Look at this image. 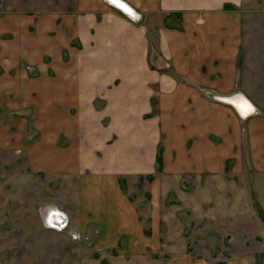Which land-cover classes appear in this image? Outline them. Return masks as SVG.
Returning a JSON list of instances; mask_svg holds the SVG:
<instances>
[{"label":"crops","instance_id":"crops-1","mask_svg":"<svg viewBox=\"0 0 264 264\" xmlns=\"http://www.w3.org/2000/svg\"><path fill=\"white\" fill-rule=\"evenodd\" d=\"M121 1L132 16L105 0L0 6V191L20 182L30 195L38 177L39 213L68 218L44 229L67 244H50L100 254L92 264H208L192 245L259 244L264 55L251 57L261 47L244 22L257 13L246 0Z\"/></svg>","mask_w":264,"mask_h":264},{"label":"rangeland","instance_id":"rangeland-1","mask_svg":"<svg viewBox=\"0 0 264 264\" xmlns=\"http://www.w3.org/2000/svg\"><path fill=\"white\" fill-rule=\"evenodd\" d=\"M105 1L110 2V0ZM246 1L247 2L243 4L241 11L246 12V15H249V13L252 12L257 13L258 15H245L246 17L244 19V22L250 25L251 23H255L253 31L251 29L250 31H247L254 37L255 35H258L252 40V42H254L253 44H255L256 46L261 47L259 52L254 50V54H252L251 57L258 56V53H262V55H264V19L261 18V11H264V0ZM75 5L76 0H0V6L5 7V9L8 6H12L17 10H30L31 13H34L33 11L38 12L39 10L46 9L60 12H71L75 8ZM123 12L131 15L130 13H127L124 10ZM172 20V24H174L176 22L175 17H172ZM34 36L32 35V38L36 39V35ZM3 37L6 39L10 36L9 34H7ZM63 55L64 59H66V52H64ZM249 58L250 56L248 55V52L240 53V69L245 68L248 66V64H250ZM262 65V67L264 68V58L262 59ZM33 67L30 69V72L32 74L37 71L36 68ZM75 111L76 109L72 108L70 110V113L74 114ZM17 162H19V164H22L21 157L18 158ZM14 174L16 176H21V178L23 175L27 174L28 177L30 175L26 172H15ZM37 178L36 180H34V183H32L33 191L30 193V195L27 196L23 195V187H21L20 182L19 184H17V182H15V184H13L14 182H11L12 185L10 184V187L3 186L1 188L0 264H92L89 261L90 257L94 256L97 258V260L100 259V254L97 255L98 253H93L92 256V253L87 254L86 251L83 250L81 247L79 252L71 250L70 247H62V251L60 250L58 253L55 252V246L53 244H50L49 240H52L51 243L63 242L64 246L67 243L64 242V240H59L58 237H56L57 240H55L53 236H48L44 232L45 227L41 220V212L39 213V206L37 202L40 194V184ZM143 178H145V176L140 178L139 181L136 180V182H134L133 184V187H128L129 185L125 184L126 182H124L123 180L122 188H124V190H126V192L128 193L129 190L136 191L138 188L141 187ZM28 179L30 180V178ZM26 191L30 190L26 189ZM134 195V192H130L131 197H133ZM145 196L147 198V193H145ZM35 204L36 209L32 210ZM255 207L256 211H258L259 208L257 207V205H255ZM258 215L261 216L260 218H262L261 220L264 223V213H259ZM259 226L261 227L259 222H256L252 227V233H254V238L256 241L260 242L259 244H253L252 246V244L248 242L246 247H243V245H240L238 247V244L236 243L234 247L237 249H232L227 241L225 242V246L222 245L220 239L218 241V245L208 244L207 246L200 245L197 247L195 245H192L190 247L191 253L204 256L208 264H232L231 259L235 258L236 260H238V264H264V224L262 225V229ZM44 240H47V242L43 243ZM242 240L245 241L246 236ZM77 244L80 246L83 243L78 242ZM96 263L97 262L95 261V264Z\"/></svg>","mask_w":264,"mask_h":264},{"label":"built area","instance_id":"built-area-1","mask_svg":"<svg viewBox=\"0 0 264 264\" xmlns=\"http://www.w3.org/2000/svg\"><path fill=\"white\" fill-rule=\"evenodd\" d=\"M41 219L44 227L52 228L57 231H64L68 229L67 214L56 207H45L41 210ZM70 236L73 239L79 238V235L70 231Z\"/></svg>","mask_w":264,"mask_h":264},{"label":"trees","instance_id":"trees-1","mask_svg":"<svg viewBox=\"0 0 264 264\" xmlns=\"http://www.w3.org/2000/svg\"><path fill=\"white\" fill-rule=\"evenodd\" d=\"M225 7H227V5H224V8ZM169 17H178L179 18L180 17V13L179 12H171L168 15L165 16L164 21L166 22ZM155 160H156V164L158 166V169H160V166L162 164V146L160 144L158 145V149H157ZM145 178L147 180H151L153 178V175H151V174L146 175Z\"/></svg>","mask_w":264,"mask_h":264},{"label":"bare ground","instance_id":"bare-ground-1","mask_svg":"<svg viewBox=\"0 0 264 264\" xmlns=\"http://www.w3.org/2000/svg\"><path fill=\"white\" fill-rule=\"evenodd\" d=\"M107 2V1H106ZM111 3L115 4L118 8L126 11L127 13L133 14L132 7H128L126 4H124L121 0H118V2H113V0H110ZM116 8V7H115ZM117 8V9H118ZM124 13V12H123ZM136 14V13H135Z\"/></svg>","mask_w":264,"mask_h":264},{"label":"snow or ice","instance_id":"snow-or-ice-1","mask_svg":"<svg viewBox=\"0 0 264 264\" xmlns=\"http://www.w3.org/2000/svg\"><path fill=\"white\" fill-rule=\"evenodd\" d=\"M113 2H118V0H113Z\"/></svg>","mask_w":264,"mask_h":264}]
</instances>
